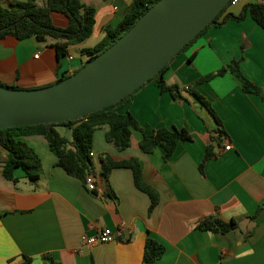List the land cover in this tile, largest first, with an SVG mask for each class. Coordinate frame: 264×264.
<instances>
[{
  "label": "crops",
  "instance_id": "0c3cea01",
  "mask_svg": "<svg viewBox=\"0 0 264 264\" xmlns=\"http://www.w3.org/2000/svg\"><path fill=\"white\" fill-rule=\"evenodd\" d=\"M9 1L0 0V5L7 8ZM132 1L90 0L86 5L81 0L95 10L92 34L59 59L51 39L0 40V84L33 90L72 75L87 60L82 51L96 47L104 28L115 27ZM256 2L264 0H243L229 12L238 14ZM51 20L55 27L67 26L61 14L53 13ZM232 61L264 93V31L249 16L206 28L163 74L167 85L192 90L206 100L224 138H217L214 118L194 95L184 93V101L176 102L155 81L147 82L117 113L130 114L140 126L184 130L191 141L177 143L165 160L161 146L151 154L140 152L139 132H131L128 149L117 151L104 140L106 128L96 129L91 151L94 191L55 166L57 160L41 136L22 138L40 159L34 183L20 169L13 171L15 181L6 180V154L0 149V264H144L147 239L164 248L151 264H264V104L259 96L244 93L228 70L191 87ZM209 137L215 139L214 157L200 168ZM227 143L230 149L225 151ZM101 154L116 162H141L143 182L159 196L150 212V200L135 188L131 170L113 169L106 179L101 176ZM212 216L235 220L237 229L225 235L197 229ZM105 228L121 229L123 238L80 246L82 235Z\"/></svg>",
  "mask_w": 264,
  "mask_h": 264
},
{
  "label": "trees",
  "instance_id": "16d2710c",
  "mask_svg": "<svg viewBox=\"0 0 264 264\" xmlns=\"http://www.w3.org/2000/svg\"><path fill=\"white\" fill-rule=\"evenodd\" d=\"M158 1L133 0L128 4L122 20L113 28H104V37L96 47L82 51L87 55V60L82 66L110 47ZM231 7L233 6L228 3L206 28L210 26L221 27L230 20L241 22L246 16H249L264 31L263 2L246 5L238 14L229 12ZM53 13L61 14L67 19V26L65 28H58L53 25L51 20ZM94 16L95 10L92 7L84 6L81 0H10L7 8L0 5V40L6 37H12L17 41L34 38L38 42L51 39L54 41L53 47L56 57L59 59L67 54L69 47L81 45L91 36L95 22ZM197 37L190 41L178 55ZM168 66L169 64L148 82L155 81L160 91L162 93H168L176 102L184 101V93L194 95L197 101L214 118L217 126L215 130L217 138L219 140L224 138L226 134L220 129V121L202 96L192 90L188 92L186 88H179L176 85H167L165 83L163 74L167 71ZM225 70H228L235 77L244 93L259 96L264 104L263 91L241 74L236 61L230 62L227 69L219 70L216 74L207 75L194 81L191 87L194 88L198 84L209 81L214 76L222 75ZM67 77L60 78L57 83ZM0 86L9 89H18L14 86H4L2 84ZM136 92L118 103L83 118L58 124H41L0 130V149L6 154L2 168L3 177L9 181H15L13 171L20 169L29 182L34 183L38 180L41 172L40 159L22 141V138L27 136H41L45 139L49 151L57 160L55 166L61 168L68 176L80 180L84 185L85 177L93 173L92 159L89 156V153L92 151L93 133L101 127L106 128L104 132L105 142L117 151H123L129 148L131 132L136 131L141 135L138 143V148L141 153L151 154L157 146H161L164 150V159L167 160L175 150L177 143L191 141V137L184 130L153 129L148 125L140 126L130 114H118L117 110L120 105L131 98ZM57 126L66 127L71 130L72 139L70 142L57 133L55 129ZM214 140V138L209 137V144L206 147L200 168L203 167L207 160L214 157L212 146ZM216 144H219L218 140ZM100 165L101 176L104 179L108 177L113 169L124 168L131 170L135 188L147 195L150 200L148 212L156 206L159 199L158 193L154 188L143 182L141 177L142 165L138 159L131 158L126 161L116 162L107 154H101ZM197 229L203 232L225 235L237 229V222L235 220L224 222L212 216L201 221L197 225ZM163 252L164 248L161 245L151 239H147L144 247L143 263L151 264Z\"/></svg>",
  "mask_w": 264,
  "mask_h": 264
},
{
  "label": "water",
  "instance_id": "95a60500",
  "mask_svg": "<svg viewBox=\"0 0 264 264\" xmlns=\"http://www.w3.org/2000/svg\"><path fill=\"white\" fill-rule=\"evenodd\" d=\"M230 0H159L110 47L44 88L0 86V130L58 124L122 101L155 77Z\"/></svg>",
  "mask_w": 264,
  "mask_h": 264
},
{
  "label": "built area",
  "instance_id": "2783aa9c",
  "mask_svg": "<svg viewBox=\"0 0 264 264\" xmlns=\"http://www.w3.org/2000/svg\"><path fill=\"white\" fill-rule=\"evenodd\" d=\"M243 0H230L229 3L231 6H235L242 2ZM37 57V55H35ZM225 151L230 149L229 143L225 144L224 148ZM89 156L92 157V152L89 153ZM85 188L91 192L95 190V175L93 173L88 174L84 180ZM123 238V231L121 229L110 230L108 228L99 230L93 236H85L82 235L80 238V246L82 247H94L97 245L111 243L113 241H118Z\"/></svg>",
  "mask_w": 264,
  "mask_h": 264
},
{
  "label": "rangeland",
  "instance_id": "374dc122",
  "mask_svg": "<svg viewBox=\"0 0 264 264\" xmlns=\"http://www.w3.org/2000/svg\"><path fill=\"white\" fill-rule=\"evenodd\" d=\"M89 1L90 0H83V3L86 4V5H89V3H90ZM55 129H56V131H58L60 133V135L62 137H65L67 140L70 139V137H71V131L68 128L62 127V126H57V127H55ZM98 161H99L98 158H95L94 159V162H95L96 165L99 163Z\"/></svg>",
  "mask_w": 264,
  "mask_h": 264
}]
</instances>
